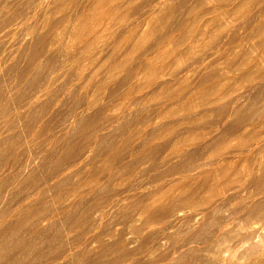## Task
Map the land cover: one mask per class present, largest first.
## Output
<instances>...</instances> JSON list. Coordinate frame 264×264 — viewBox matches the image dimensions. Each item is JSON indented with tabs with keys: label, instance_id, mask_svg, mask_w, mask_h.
Returning <instances> with one entry per match:
<instances>
[{
	"label": "rangeland",
	"instance_id": "374dc122",
	"mask_svg": "<svg viewBox=\"0 0 264 264\" xmlns=\"http://www.w3.org/2000/svg\"><path fill=\"white\" fill-rule=\"evenodd\" d=\"M97 2L0 0V217H20L6 252L263 264V228L244 251L221 227L214 177L264 111V0Z\"/></svg>",
	"mask_w": 264,
	"mask_h": 264
},
{
	"label": "bare ground",
	"instance_id": "6f19581e",
	"mask_svg": "<svg viewBox=\"0 0 264 264\" xmlns=\"http://www.w3.org/2000/svg\"><path fill=\"white\" fill-rule=\"evenodd\" d=\"M97 1L99 2L100 0ZM98 2L97 6L100 5ZM111 12L114 14L116 9H112ZM206 97L209 98L208 96ZM210 98L212 97L210 96ZM235 113H237V110ZM256 114L245 122L243 120V124H241L242 122L239 123V125L241 124V128L238 132L239 142L236 149H233L234 151L223 157L222 163L218 167L217 175L215 173L216 170H213L216 175L215 177L213 176L214 179L220 185H223V203H221L223 204V209L227 211L225 213L227 217H223L221 227L235 224L242 229L243 233L238 238V242L244 247L243 250L246 248L251 249L253 244L252 239L257 234L260 235L262 228L264 230V111H258ZM215 185L213 181L212 187ZM19 218L0 217L1 225L5 224L3 227L0 226V247L3 246L0 249V264H26L25 260L27 259L25 257L31 254V248L34 247L33 242H20V240L13 244L10 252H6V249L11 246L8 242V237L15 230ZM229 237L228 233L224 232L219 236L218 242L222 243ZM262 240L264 242V238ZM230 250L231 248L228 249V254H231L232 250ZM20 253L24 257L21 255L22 258H20ZM225 261H228V259ZM32 263L35 264L34 259ZM183 263V259H178L175 264Z\"/></svg>",
	"mask_w": 264,
	"mask_h": 264
}]
</instances>
